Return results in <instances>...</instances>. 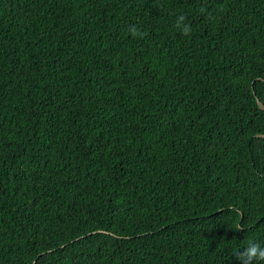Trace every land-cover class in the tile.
<instances>
[{
    "label": "trees",
    "instance_id": "obj_1",
    "mask_svg": "<svg viewBox=\"0 0 264 264\" xmlns=\"http://www.w3.org/2000/svg\"><path fill=\"white\" fill-rule=\"evenodd\" d=\"M256 99L264 0H0V264H238Z\"/></svg>",
    "mask_w": 264,
    "mask_h": 264
},
{
    "label": "clouds",
    "instance_id": "obj_2",
    "mask_svg": "<svg viewBox=\"0 0 264 264\" xmlns=\"http://www.w3.org/2000/svg\"><path fill=\"white\" fill-rule=\"evenodd\" d=\"M176 27L185 35L191 33V26L185 23V16L178 15L176 18ZM133 34H136V30L133 29ZM236 260L238 264H264V245L249 242L243 251H239L236 254Z\"/></svg>",
    "mask_w": 264,
    "mask_h": 264
},
{
    "label": "water",
    "instance_id": "obj_3",
    "mask_svg": "<svg viewBox=\"0 0 264 264\" xmlns=\"http://www.w3.org/2000/svg\"><path fill=\"white\" fill-rule=\"evenodd\" d=\"M256 101H257L258 106H259L262 110H264V104H263L259 99H256ZM260 136L262 137V136H264V135H260Z\"/></svg>",
    "mask_w": 264,
    "mask_h": 264
}]
</instances>
